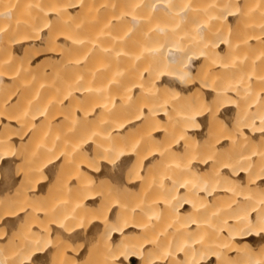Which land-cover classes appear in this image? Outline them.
<instances>
[{
    "label": "bare ground",
    "instance_id": "bare-ground-1",
    "mask_svg": "<svg viewBox=\"0 0 264 264\" xmlns=\"http://www.w3.org/2000/svg\"><path fill=\"white\" fill-rule=\"evenodd\" d=\"M0 171V264H264V0H0Z\"/></svg>",
    "mask_w": 264,
    "mask_h": 264
},
{
    "label": "rangeland",
    "instance_id": "rangeland-1",
    "mask_svg": "<svg viewBox=\"0 0 264 264\" xmlns=\"http://www.w3.org/2000/svg\"><path fill=\"white\" fill-rule=\"evenodd\" d=\"M0 175H1V171H0ZM0 179H1V178H0ZM102 186H103V185H102ZM106 186L108 187V185H106V184L103 186V188H104L105 191L103 190V188L101 189L100 186H99L100 189H99V187H98V190H100V193H103V192H104L105 194H106V192L108 191V196H110V197H107V198H110V200H112V198L114 197V199H115V196L111 194V193H112V192L110 191L111 188L108 187V188H109V190H108V188H105ZM55 187H56V186H55ZM106 189H107V190H106ZM112 189H113V188H112ZM112 189H111V190H112ZM55 190H56V188H55ZM59 190H60V189H59ZM59 190L57 189L58 193H57L56 191H54V193H56V196H57L58 194H61L62 197H61L60 199L65 200V199L67 198V200H70V198H71V192H72V191L69 190L70 193H68V192L66 193L67 190L65 191V189H64V190L61 189V192H62V193H61ZM101 191H102V192H101ZM112 191H113V190H112ZM114 192H115V191H114ZM114 192H113V193H114ZM109 193H110V194H109ZM115 193H116V192H115ZM66 194H67V196H66ZM64 195H65V196H64ZM54 196H55V195H54ZM56 196H55V197H56ZM59 196H60V195H58L57 198H58ZM69 196H70V197H69ZM118 196H119V195H118ZM63 197H64V198H63ZM68 197H69V198H68ZM116 197H117V196H116ZM119 198H120V197H117V199H119ZM127 198H128V197H127ZM130 198H131L130 200H129V198H128V199L125 198L126 201H128V204H129L131 201H132V202H131L130 204H133L134 202H136L135 200H137V199L134 198V197H130ZM117 199H116V200H117ZM122 199H123V198H122ZM133 199H134V200H133ZM58 200H59V199H58ZM123 200H124V199H123ZM50 201H51V199H50ZM43 203H44V204H43ZM43 203H41L40 205H41V207L44 208L45 205H46V203H49V202L47 201V202H43ZM36 204H38V203H36ZM36 204H34V205H36ZM40 205H39V206H40ZM43 205H44V206H43ZM39 206H37V208H38ZM35 207H36V206H35ZM41 207H40V208H41ZM40 208H39V209H40ZM25 232H26V230H25ZM20 233H21V232H20ZM20 233H18V231H17V234H16V232H15L14 235H12V236H13V238H14V236H15L16 239H15V238L12 239V242H11V243L9 242V243L13 245V244L15 243V241L18 240V239H17V236H18V235H19V240H18V241H20V238H21L20 236H22V235H21L22 233H21V234H20ZM25 234H26V233H25ZM25 237H26V235H25ZM22 239H23V237L21 238V240H22ZM14 240H15V241H14ZM13 241H14V242H13ZM18 241L16 242V244L18 243ZM7 243H8V242H7ZM9 243L7 244V246L5 245V247H8V248L11 247V246L9 245ZM14 246H15V245H13V247H14ZM57 258H58V257H57ZM59 260L61 261L60 257L58 258L57 261L59 262Z\"/></svg>",
    "mask_w": 264,
    "mask_h": 264
}]
</instances>
